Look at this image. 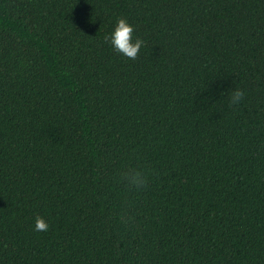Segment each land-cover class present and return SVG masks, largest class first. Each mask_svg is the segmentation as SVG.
Wrapping results in <instances>:
<instances>
[{"label": "trees", "instance_id": "16d2710c", "mask_svg": "<svg viewBox=\"0 0 264 264\" xmlns=\"http://www.w3.org/2000/svg\"><path fill=\"white\" fill-rule=\"evenodd\" d=\"M0 264H264V0H0Z\"/></svg>", "mask_w": 264, "mask_h": 264}, {"label": "clouds", "instance_id": "9594fccd", "mask_svg": "<svg viewBox=\"0 0 264 264\" xmlns=\"http://www.w3.org/2000/svg\"><path fill=\"white\" fill-rule=\"evenodd\" d=\"M134 28L126 19H119L111 35H105L104 39L109 41L116 53L128 60H136L144 41L133 38ZM246 96L244 90L234 88L228 94L229 105L235 109L242 104ZM159 173L156 169L144 166H124L116 174L115 183L120 186L124 198L120 201L119 213L117 215L119 225L125 232L135 233L140 230L138 221L137 204L138 197L144 193L154 178ZM34 228L38 232H47L49 224L40 216L35 218Z\"/></svg>", "mask_w": 264, "mask_h": 264}]
</instances>
